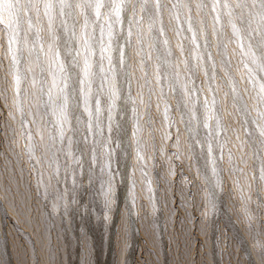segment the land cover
Instances as JSON below:
<instances>
[{
	"label": "rangeland",
	"instance_id": "obj_1",
	"mask_svg": "<svg viewBox=\"0 0 264 264\" xmlns=\"http://www.w3.org/2000/svg\"><path fill=\"white\" fill-rule=\"evenodd\" d=\"M242 2L0 11V264H264L261 8Z\"/></svg>",
	"mask_w": 264,
	"mask_h": 264
},
{
	"label": "snow or ice",
	"instance_id": "obj_2",
	"mask_svg": "<svg viewBox=\"0 0 264 264\" xmlns=\"http://www.w3.org/2000/svg\"><path fill=\"white\" fill-rule=\"evenodd\" d=\"M245 3H246V0H245V2L238 3L237 7L238 8H243V7H245ZM251 3L253 5V7H254L256 5V3H257V0H251ZM259 4H260L261 12L259 13L260 24L258 26V29H252L251 25H252L253 21L249 20L248 21V27L245 30H250L252 32H256V34L259 37V39H257L255 41V44H256V46L258 48V51H259V54H260L261 58L264 59V0H259ZM32 6L33 5H31L30 0H29V2L24 3V4L21 3V0H0V11H3L4 13L7 14L9 25H11L14 22V18L18 16L17 13L20 10V8H22V7L23 8H29V7H32ZM62 6H63V0H62ZM77 6L79 7L80 5H77ZM103 6H104V4L102 3V0H96L95 8L97 10V12H96L97 16L100 15L99 9L101 7H103ZM223 6L225 8H227L228 4L225 3ZM45 7L48 8V7H50V5L46 4ZM158 7H159V5H158ZM141 10L143 11V6H142ZM115 11H116L117 15H119V11H120V5L119 4H117L115 6ZM133 11H135V3L133 4ZM233 29H234V34H239L240 29H238L235 24H233ZM10 43H11V41H10ZM84 45L87 47V45H88V41L87 40L84 41ZM58 55L59 54L57 53V57H58ZM61 71L62 72L65 71L63 66H61ZM84 75H85V77H88L90 75V73H89V65H88L87 60H85ZM72 79H73V77H72L71 74H68V75L65 76V81H66L65 82V88L70 86L69 82H71ZM79 83H80V85H84L85 84V80H79ZM261 134L264 135V131H262Z\"/></svg>",
	"mask_w": 264,
	"mask_h": 264
}]
</instances>
